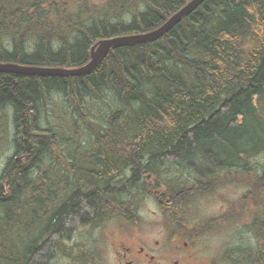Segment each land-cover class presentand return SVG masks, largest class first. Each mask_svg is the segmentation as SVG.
<instances>
[{
  "label": "trees",
  "instance_id": "obj_1",
  "mask_svg": "<svg viewBox=\"0 0 264 264\" xmlns=\"http://www.w3.org/2000/svg\"><path fill=\"white\" fill-rule=\"evenodd\" d=\"M80 1L0 0V63L76 68L100 39L152 31L190 0H151L130 22L121 14L145 0ZM50 91L108 93V120L90 124L78 163L62 153L60 127L38 122ZM263 98L264 0H202L162 36L116 45L82 75L0 72V138L14 145L0 173L1 263L50 264L79 227L134 218L148 177L185 205L234 169L253 181L258 247L228 250L226 264H264V169H244L264 152ZM169 166L178 184L160 175Z\"/></svg>",
  "mask_w": 264,
  "mask_h": 264
},
{
  "label": "rangeland",
  "instance_id": "obj_2",
  "mask_svg": "<svg viewBox=\"0 0 264 264\" xmlns=\"http://www.w3.org/2000/svg\"><path fill=\"white\" fill-rule=\"evenodd\" d=\"M85 2V0L80 1ZM103 0H90L91 3L100 4ZM151 0H145L144 3H139L134 7L130 6L124 10L120 19L129 22L132 16L140 12H145ZM89 4V2L87 1ZM75 3L71 2V6ZM114 21H117L113 19ZM83 22L86 20H82ZM77 76V75H75ZM108 93L101 91L98 96L77 97L74 98L71 94L66 96L59 91H50L45 93L39 101L37 106L39 110V124L43 128H49L54 125L60 127L56 134L64 133L67 136V142L63 145L60 144L62 153L65 156L72 158L73 162L78 163L80 158L88 152L89 142H87L88 135L93 134L90 129V124L93 126H103L108 120ZM259 99L256 100L258 107ZM260 111L264 113V100L261 101ZM88 114V118H81L78 113ZM12 122V121H11ZM97 124V125H96ZM68 126H74L73 131L67 129ZM0 139V173L5 165V161L14 154L13 149V137H1ZM60 153V154H62ZM250 165H245L244 169L257 166L256 173H261L264 169V152L251 158ZM160 175L168 180L170 184H178L180 182L179 176L182 172L179 169H173L169 166L167 169L161 170ZM230 171V170H229ZM221 173L218 178L212 181V187L210 192L202 191L195 199H193L184 210V214L180 213L181 219L185 222L201 223L205 220H215L214 223L220 221L204 235L201 245L207 251L218 252L223 255L225 246L227 249H235L239 247L251 246L258 247L255 239L250 233L249 223L252 218V210L245 207L253 204L254 197L251 190L253 189L252 178L250 174L246 175L245 171H242L240 183H228V179L231 178V172ZM157 172V171H156ZM225 172V171H224ZM184 174V173H183ZM168 175V176H166ZM173 176L175 179H171ZM253 176V175H252ZM159 178V177H158ZM158 178L155 181H158ZM149 179V180H148ZM145 180L144 185L149 186L144 195L141 192L136 191L138 196L139 218L144 221L145 228L149 230H155L156 226L160 223H165L160 212L157 200L155 199L154 189L152 183H154L153 177H148ZM207 180L204 179V182ZM203 182V183H204ZM156 183V182H155ZM202 182L199 184L204 185ZM251 187V188H250ZM255 191V189H253ZM206 192V193H205ZM256 193V192H255ZM260 198V197H258ZM183 199V198H182ZM243 200V201H242ZM244 203V205H242ZM253 207L250 205V208ZM242 209L241 212H239ZM234 210V211H233ZM183 211V210H182ZM225 213H222L224 212ZM237 217L244 221L237 220ZM226 220V221H223ZM121 220L112 219L109 221L101 222L96 226H82L79 227L73 237L64 241V252L59 250L56 257L52 259L50 264H114L113 259L108 260V238L109 234H113L116 230L115 226H118V222ZM109 228V229H108ZM109 232V234H108ZM8 238L12 239V231L7 232ZM7 238V239H8ZM17 240V238L14 236ZM19 242V240H18ZM18 244V243H16ZM2 247L0 246V249ZM227 249L224 250L226 253ZM3 263V262H2ZM1 260H0V264Z\"/></svg>",
  "mask_w": 264,
  "mask_h": 264
},
{
  "label": "flooded vegetation",
  "instance_id": "obj_3",
  "mask_svg": "<svg viewBox=\"0 0 264 264\" xmlns=\"http://www.w3.org/2000/svg\"><path fill=\"white\" fill-rule=\"evenodd\" d=\"M238 178L239 170L233 169L228 183L237 184ZM153 187L165 223L158 224L155 230H149L139 217L117 218L121 221L115 226L114 235L108 232V260L112 258L114 264L228 263L227 258L218 252L207 251L201 245L208 219L201 223L181 219L180 213H185L192 199L184 205L182 197L167 195L165 185L154 184ZM252 206L250 210L254 211L256 206Z\"/></svg>",
  "mask_w": 264,
  "mask_h": 264
},
{
  "label": "water",
  "instance_id": "obj_4",
  "mask_svg": "<svg viewBox=\"0 0 264 264\" xmlns=\"http://www.w3.org/2000/svg\"><path fill=\"white\" fill-rule=\"evenodd\" d=\"M202 0H190L175 12L162 26L149 32L120 35L102 38L91 48V60L79 67L74 68H48V67H28L7 63H0V72H17L27 74L54 73L63 76L82 75L92 71L101 62L107 52L116 45L145 42L156 39L166 33L171 27L193 10Z\"/></svg>",
  "mask_w": 264,
  "mask_h": 264
},
{
  "label": "bare ground",
  "instance_id": "obj_5",
  "mask_svg": "<svg viewBox=\"0 0 264 264\" xmlns=\"http://www.w3.org/2000/svg\"><path fill=\"white\" fill-rule=\"evenodd\" d=\"M162 26V25H161ZM159 28V27H158ZM157 29V28H156ZM7 64H11V63H7ZM13 65H19V64H13ZM19 66H23V65H19ZM28 67H38V66H28ZM48 68H52V67H48ZM13 73H17V72H13ZM20 74H27V73H20ZM41 74H54V73H41ZM60 75V74H59ZM1 238V237H0Z\"/></svg>",
  "mask_w": 264,
  "mask_h": 264
}]
</instances>
